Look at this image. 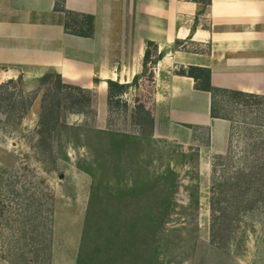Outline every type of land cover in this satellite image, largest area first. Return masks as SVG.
<instances>
[{"label": "rangeland", "instance_id": "1", "mask_svg": "<svg viewBox=\"0 0 264 264\" xmlns=\"http://www.w3.org/2000/svg\"><path fill=\"white\" fill-rule=\"evenodd\" d=\"M55 82L53 77L45 87L40 82L35 88L15 82L0 89V264H108L92 252L96 236L84 262H78L82 238L93 221L103 220L100 202L90 210L93 180L87 171L91 160L87 143L103 140L95 130L140 139L135 151L142 164L156 172L171 166L178 175L176 206L159 237L158 261L152 264H264V204L241 217L228 248L211 243L214 157L205 172L200 170L196 147L179 148L170 141L150 145L149 127L134 114L138 104L151 101L149 87L132 95L129 90L127 97L101 109L96 94H86L91 98L88 104L82 102L83 94L69 89L61 91L59 106L55 92L46 91ZM218 100L231 118V136L217 176L243 167L264 149V100L240 103L230 96ZM180 153L188 164L182 163ZM193 184L199 186L197 212L188 208ZM125 217L122 220H129ZM150 254L154 255L152 250L128 256L117 250L113 264H145Z\"/></svg>", "mask_w": 264, "mask_h": 264}, {"label": "crops", "instance_id": "2", "mask_svg": "<svg viewBox=\"0 0 264 264\" xmlns=\"http://www.w3.org/2000/svg\"><path fill=\"white\" fill-rule=\"evenodd\" d=\"M57 0H0V83L38 86L48 72L108 106V81L151 89L154 138L199 149L200 170L226 154L231 122L213 118L212 97L177 71L209 69L212 86L264 96V0H64L67 12L94 17V33H67ZM151 47L154 82L146 80ZM150 63L148 69L151 70ZM149 71V70H148ZM126 93L124 96L127 97Z\"/></svg>", "mask_w": 264, "mask_h": 264}, {"label": "trees", "instance_id": "3", "mask_svg": "<svg viewBox=\"0 0 264 264\" xmlns=\"http://www.w3.org/2000/svg\"><path fill=\"white\" fill-rule=\"evenodd\" d=\"M190 1L203 4L211 2V0ZM63 2L64 0H57L56 11H62L68 17L64 23L65 31L81 37H91L94 33V17L67 12L62 6ZM151 47L152 44H148L144 56V69L148 73L146 80L149 83L154 82L155 76L153 69L155 61L151 60ZM149 63L151 70L148 69ZM177 74L193 78L197 90L211 94L213 118L231 122V118L220 106L218 100L220 96H230L240 103L264 100V96L212 86L209 69L189 67L180 69ZM53 77L56 78L55 85L46 88V91L55 92L54 95L59 98V106L61 91L65 89L83 94L82 102L90 104L91 98L88 96L91 94L90 91L64 83L62 77L55 72L46 73L40 79V85L44 87L49 85ZM138 80L136 77L131 85L108 81V104L120 101L130 87L137 88ZM15 82L22 84L23 78L19 77L17 81L9 80L0 85V89ZM136 113L139 116L138 120L146 123L150 129L147 135L150 145L157 146L159 142H168V140L154 138V118L145 104H138L134 111V114ZM94 133L102 136L103 140L97 144L87 143L91 156L90 169L87 171L93 180L90 210L95 208L96 202H100L103 220L95 221V223L93 221V225L82 238L78 262H84L91 238L96 236L94 240L96 244L92 252L100 256L101 263L113 264L114 252L117 250L128 256H135L139 251L145 254L146 251L152 250L154 255L150 254V259L148 258L145 264L156 263L158 259L155 254L158 250L159 237L163 234L167 219L176 206L174 194L179 187L178 175L171 166L163 172H156L147 167L148 165L142 164L135 151L140 144L138 143L140 139L113 131L95 130ZM261 144L255 145L262 148ZM177 146L181 148L180 145ZM194 151L198 158L199 149ZM180 154L182 163L188 164L186 155ZM225 158L224 155L214 156L210 188V240L220 249L228 248L241 217L264 204V149L258 155L253 154V158L243 167L217 176V167L223 165ZM124 178L127 179L124 180ZM189 196L188 208H193L197 212L199 209L198 184L191 186ZM124 217L125 219L128 217L129 220H122ZM134 264L138 263L134 262Z\"/></svg>", "mask_w": 264, "mask_h": 264}]
</instances>
